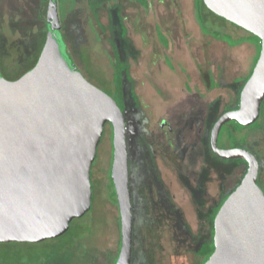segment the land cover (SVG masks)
Segmentation results:
<instances>
[{
  "label": "rangeland",
  "instance_id": "374dc122",
  "mask_svg": "<svg viewBox=\"0 0 264 264\" xmlns=\"http://www.w3.org/2000/svg\"><path fill=\"white\" fill-rule=\"evenodd\" d=\"M97 1L94 17L88 0H64L57 16L63 19L67 42L60 40L69 63L109 96L116 92L112 45L127 65L120 91L132 198V262L194 264L193 253L209 235L212 207L239 185L247 169L237 160L215 156L209 141L216 120L238 106L256 61L252 37L207 11L200 27L194 0ZM41 3L0 0V73L7 80L26 70L41 41L39 14L44 11V18L48 5L41 9ZM236 39L244 43L233 46ZM249 147L260 156L264 184V116L263 134L250 138ZM111 150L106 124L90 169L86 223L71 221L69 226H78L56 239L15 245L16 250L0 248V264H112L120 233L118 207L110 200Z\"/></svg>",
  "mask_w": 264,
  "mask_h": 264
},
{
  "label": "water",
  "instance_id": "95a60500",
  "mask_svg": "<svg viewBox=\"0 0 264 264\" xmlns=\"http://www.w3.org/2000/svg\"><path fill=\"white\" fill-rule=\"evenodd\" d=\"M219 18L260 41L258 59L236 109L210 133L212 153L243 160L247 169L213 220L214 251L204 264H264V193L259 165L247 150L219 149L222 125L259 119L264 100V0H203ZM55 0H48L46 18ZM106 124L112 129L110 179L119 213L115 264H131L132 205L124 115L63 54L49 30L35 66L15 81L0 75V243H36L64 234L91 207L90 169Z\"/></svg>",
  "mask_w": 264,
  "mask_h": 264
},
{
  "label": "trees",
  "instance_id": "16d2710c",
  "mask_svg": "<svg viewBox=\"0 0 264 264\" xmlns=\"http://www.w3.org/2000/svg\"><path fill=\"white\" fill-rule=\"evenodd\" d=\"M42 2L43 3H41V5H42L41 9H43L44 6H46V4H48V0H42ZM63 2H64V0H62L58 4L55 3L54 8H53L52 17H51V20L49 22L47 21L46 16L43 18L42 13H44V11L42 12V10H41V13L39 14L41 16V17L40 16L39 17L43 20V32L41 33V37H40L41 41L38 43V45H37V47L35 49V52H33V53H31L29 55L30 58L28 59L26 70L23 71L22 74L16 75L14 77V80H12V81H15V80L19 79L24 73H26L28 70L32 69L35 66V64H36V62L38 60V57L40 55V52H41V50L43 48V45H44V42H45L44 39H45L46 34L48 33L49 30L56 31L58 36H59V40L61 38L64 41V43H65V41L67 42V38H66L65 30H64L63 19L59 18V16H57V12H58L59 7L60 8L63 7ZM98 5L99 4H98L97 0H88L87 6H88V9H89V12L94 17L97 16L96 15V11L98 9ZM193 6H194L195 19H196L197 23L199 24V26L201 27L203 22L205 21L204 11H207L208 13H210V11L203 4V0H194ZM46 12H47V8H46ZM217 18H219V17L217 16ZM219 19H221V18H219ZM221 20H223V19H221ZM251 37H252L253 43H250V44H252L255 47V51H256V57L255 58H256V61H257L258 55H259V51H260V41H259V39L256 36L251 35ZM60 42H61V40H60ZM241 43H244V41H242V39H236V40L232 41V45L233 46L239 45ZM112 52H113V55H114V60H112L113 73H112L111 82H112V84L114 86L113 87L114 91H116V92H115V94L113 96H109L106 92H104V91L103 92L106 93L109 97H111L114 100V102L116 103L117 107L123 113L124 107H123V102H122V91H120L121 90V75H122L123 71H125V73L127 74V65L125 63H123V62L118 60V56H117V53L115 51V46L114 45H112ZM75 55H76L75 57H76V59L78 61L83 63V65L85 64V66L87 65L85 58H82L81 55L77 54L76 52H75ZM256 61H255V63H256ZM75 69L80 71L77 68H75ZM83 77H85V76L83 75ZM131 94H132L133 100L137 103V98H136L135 94L133 92H131ZM226 110H229V109H226ZM263 116H264V100H263V102L261 104V107H260V114H259V117H258L259 119H257L254 123H252L250 125H247V126H242V125H239L238 123H236L234 121H230L229 120V122H227L224 125H222V127L220 128L219 134H218V138H217V147L219 149H233V148L245 149V150L249 151L253 156H255L257 161H258V163H260V160H261L260 156L256 153V151H253L249 147V139L250 138L251 139L255 138L257 135L263 134ZM107 125H109V124H107ZM111 142H112V129H111ZM222 161L228 162L230 160H223L222 159ZM237 161H239L242 164H244L245 166H247L246 163L243 160H239L238 159ZM260 177H261V170L259 169L258 178H257V185L259 186V188L264 193V187H263L264 184L262 183V179ZM109 181H110L109 189L111 191L110 192V200H111L112 203H114L117 206L116 196H115L113 184H112V181L110 179V172H109ZM236 187L237 186L232 188L231 191L227 195H224L223 197H221L219 202H218V204H217V206L215 207V209H212V212L210 214V219H209V224H210L209 235H208V238L203 240V242L199 246L198 250L193 253L194 259H195V263L194 264H204L208 260L210 255L213 253V251H214V245H213V239H212L213 238V220H214L217 212L219 211V209H221V206L224 203V201L226 200V198L230 195V193ZM88 213H89V210L85 214H83L81 217L75 218L73 220H76V222L82 221L85 224L86 221H87ZM75 225H77V224L74 223L72 227L69 226L68 230L62 235L71 234V232L73 231ZM118 225H119V218H118ZM119 233H120V228H119ZM62 235H60L58 237H61ZM58 237H56V238H58ZM56 238H52V239H56ZM38 243H40V242H36V243H15V242L0 243V248L8 250L9 248L15 249L16 248L15 245L18 246V245H22V244L24 245V244H38ZM119 248H120V242H119ZM133 256H134V249L132 250L131 264H133V262H132L133 261ZM115 260L116 259L113 260L112 264H115Z\"/></svg>",
  "mask_w": 264,
  "mask_h": 264
},
{
  "label": "flooded vegetation",
  "instance_id": "af4514ba",
  "mask_svg": "<svg viewBox=\"0 0 264 264\" xmlns=\"http://www.w3.org/2000/svg\"><path fill=\"white\" fill-rule=\"evenodd\" d=\"M0 75H1V73H0ZM2 76V75H1ZM2 78H4L3 76H2ZM85 78V77H84ZM248 78L249 77H247L246 78V80H245V82H243V86H244V84L246 83V81L248 80ZM5 79V78H4ZM86 79V78H85ZM7 80V79H6ZM12 80H14V78L13 79H11V80H8V81H12ZM87 81V80H86ZM234 109H236V108H234ZM234 109H230V110H227V111H231V110H234ZM226 111V112H227ZM225 113V112H224ZM209 147H210V144H209ZM210 150H211V148H210ZM212 152V151H211ZM128 168H129V164H128ZM129 190H130V187H129ZM130 194H131V192H130ZM224 196V195H223ZM219 200L220 199H218V201L215 203V205L212 207L213 209H215V207L217 206V204H218V202H219ZM131 203H132V198H131ZM132 205V204H131ZM132 243H134V235H133V225H132ZM132 250H133V248H132Z\"/></svg>",
  "mask_w": 264,
  "mask_h": 264
}]
</instances>
